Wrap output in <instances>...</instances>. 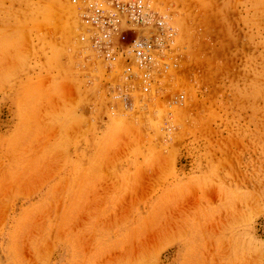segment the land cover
Masks as SVG:
<instances>
[{"label": "rangeland", "instance_id": "1", "mask_svg": "<svg viewBox=\"0 0 264 264\" xmlns=\"http://www.w3.org/2000/svg\"><path fill=\"white\" fill-rule=\"evenodd\" d=\"M146 1L175 44L125 102L82 0H0V264H264V0Z\"/></svg>", "mask_w": 264, "mask_h": 264}, {"label": "built area", "instance_id": "2", "mask_svg": "<svg viewBox=\"0 0 264 264\" xmlns=\"http://www.w3.org/2000/svg\"><path fill=\"white\" fill-rule=\"evenodd\" d=\"M79 16L87 28L82 39L96 55L111 64L118 59L124 64L118 98L150 99L163 90L176 37L167 15L146 0H82ZM176 99L181 101L184 94Z\"/></svg>", "mask_w": 264, "mask_h": 264}]
</instances>
